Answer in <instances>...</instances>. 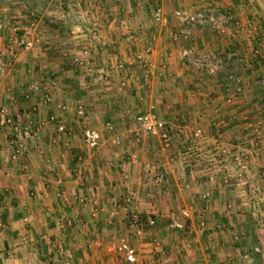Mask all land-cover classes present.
<instances>
[{
	"label": "crops",
	"instance_id": "1",
	"mask_svg": "<svg viewBox=\"0 0 264 264\" xmlns=\"http://www.w3.org/2000/svg\"><path fill=\"white\" fill-rule=\"evenodd\" d=\"M156 2L166 14L161 25L145 0H0V11L35 14L43 26L30 32L38 37L33 46L16 48L14 63L0 71V108L29 128L15 154L0 115V264H264V0ZM215 7L229 9L240 29L196 26L171 38L175 10ZM90 20L108 45L92 40L94 62L78 70L64 52L80 49ZM7 36L0 33V52ZM147 47L148 76L134 55ZM186 49L235 51L244 60L210 74L183 60ZM117 62L126 64V88L118 89ZM231 74L244 87L238 98ZM151 105L167 122L169 146L130 130L132 116ZM53 113L70 134L49 121ZM88 126L100 134L98 147L84 138ZM148 166L165 170L163 186L154 185ZM130 190L131 206L123 197ZM132 211L144 226L149 216L156 224L133 234ZM70 219L73 225L59 227Z\"/></svg>",
	"mask_w": 264,
	"mask_h": 264
},
{
	"label": "built area",
	"instance_id": "2",
	"mask_svg": "<svg viewBox=\"0 0 264 264\" xmlns=\"http://www.w3.org/2000/svg\"><path fill=\"white\" fill-rule=\"evenodd\" d=\"M145 2H149L152 4L151 7V18L155 25H161L166 21V14L164 11V7L160 3H154L153 0H145ZM174 14L179 21V26L173 31L171 38L173 40H179L180 38L187 36L190 34L191 30L196 26L209 27L213 30H216L219 33H226L230 27L240 29L239 23L234 18L232 12L229 9H221V8H203L198 10H185V9H177L174 11ZM90 16V15H89ZM88 16V18H89ZM94 20H90V33L87 34V37L82 41L80 49L68 53L69 51H65L64 54L69 56L73 67L76 69H84L87 64L94 62L93 58V41H98L104 49L107 48L108 43L104 41L97 29L95 28ZM94 23V26L92 25ZM0 27H3L0 24ZM24 36L17 39L16 47H30L33 45V39L29 38L28 34L31 32L30 25L27 24L23 26ZM130 37V36H129ZM48 46H46V49ZM151 49L145 48L144 50L136 51L134 53L135 58L139 61L140 66L145 69V73L148 76L152 72L153 64L149 60ZM70 54V55H69ZM17 55V51L15 49L5 48L0 52V71L5 69L6 67H11L14 63L15 57ZM182 58L185 62L192 64L197 70L205 71L210 74H219L226 69L227 64L230 61L240 62L242 63L244 58L235 51H221V50H210L208 53H197L191 49H186L182 53ZM118 72L120 74V82L118 84V89L126 88L127 86V78L125 77L126 64L124 62H117ZM104 77L109 81L110 74L105 73ZM230 82H232L235 86L233 92V98H238L244 90L243 85L240 83L239 78L235 74H231L229 76ZM260 83L264 84V78H260ZM61 110L68 111L69 106L67 103L60 104ZM154 105L138 112L132 116V127L130 128L131 132L136 138H141L143 136H159L161 137L163 143L165 145L171 144V136L169 134V130L166 126L167 122L164 118H162L154 109ZM0 115L3 116L5 123L12 130V140H10L11 144L15 148V154L22 152L25 148V143L23 141V133L24 131H29V128H23L22 125L19 124V120L16 119L15 114L9 112L5 108H0ZM49 121L55 124L58 132L63 134H70L71 130L68 128L66 121L64 120L62 114L53 113L49 116ZM106 128L110 131H115V125L112 122H107L105 124ZM204 134L203 128H198L196 130V135L200 136ZM83 135L86 142L93 147H98L100 142V134L99 132L91 127H85L83 130ZM115 142L117 144L121 143V137L117 135L115 137ZM147 174L154 183L156 187L163 186L165 183L167 176L164 169L156 168L151 169L150 166L147 167ZM227 176H224V182H228ZM98 186H93L91 190L96 189ZM124 201L127 205H132L135 196L132 190L126 192L124 194ZM87 197L83 195L81 200L86 201ZM103 210L101 207L96 210V212H100ZM183 213H186L183 211ZM175 215V213H172ZM129 223L131 228L133 229V233L136 235L140 234L144 227H151L156 224V219L153 216L147 217L144 226V220L140 216V214L136 211H132L129 219ZM73 220H61L59 221V227L64 229L69 225H73ZM58 250L60 254H64V248L62 245L58 244ZM127 257L131 261L136 260L135 251L132 248L127 249ZM67 263L69 261L67 260Z\"/></svg>",
	"mask_w": 264,
	"mask_h": 264
},
{
	"label": "rangeland",
	"instance_id": "3",
	"mask_svg": "<svg viewBox=\"0 0 264 264\" xmlns=\"http://www.w3.org/2000/svg\"><path fill=\"white\" fill-rule=\"evenodd\" d=\"M17 15H19V14L18 13L14 14L10 11L9 12L8 11H0V24L3 25V27H0V33L2 35H3V33L5 35L8 34L7 39H6V44L4 45L3 49H5V48L16 49L17 48L15 41L17 39L21 38V36H24L23 34L25 31L23 30V26L29 24L30 29H31L30 31H33L38 25L40 26L38 28H40V29L43 28L41 23L38 21L39 16H36L35 14H33V15L27 14V15H25V18H21V17H18ZM19 18H21L23 20L18 22V20H20ZM46 18H49L50 24L54 22L53 17L47 16ZM80 20H82V19H80ZM10 31H13L12 36H10L11 35ZM28 36H29V38L33 39V42H34V40H37V38H38L37 35H35V38L30 37V33L28 34ZM24 37H26V36H24ZM32 46H30V47H32ZM30 47H28V48H30ZM24 48H27V47H19L17 49L21 50Z\"/></svg>",
	"mask_w": 264,
	"mask_h": 264
},
{
	"label": "trees",
	"instance_id": "4",
	"mask_svg": "<svg viewBox=\"0 0 264 264\" xmlns=\"http://www.w3.org/2000/svg\"><path fill=\"white\" fill-rule=\"evenodd\" d=\"M46 22H48V23L50 22V21H49V18L46 19ZM49 24H50V23H49ZM52 24H53V23H51V25H52Z\"/></svg>",
	"mask_w": 264,
	"mask_h": 264
}]
</instances>
